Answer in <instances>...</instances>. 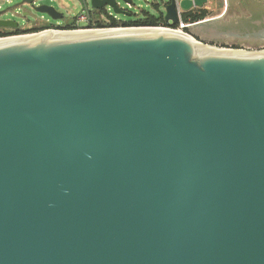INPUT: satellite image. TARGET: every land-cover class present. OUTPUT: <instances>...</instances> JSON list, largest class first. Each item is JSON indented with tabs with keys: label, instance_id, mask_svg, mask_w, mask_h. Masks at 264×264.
<instances>
[{
	"label": "water",
	"instance_id": "1",
	"mask_svg": "<svg viewBox=\"0 0 264 264\" xmlns=\"http://www.w3.org/2000/svg\"><path fill=\"white\" fill-rule=\"evenodd\" d=\"M163 7L160 27L0 37V264H264V54L206 42L264 28L200 35L216 10L194 43L155 31L178 24Z\"/></svg>",
	"mask_w": 264,
	"mask_h": 264
},
{
	"label": "rangeland",
	"instance_id": "2",
	"mask_svg": "<svg viewBox=\"0 0 264 264\" xmlns=\"http://www.w3.org/2000/svg\"><path fill=\"white\" fill-rule=\"evenodd\" d=\"M132 7L128 8L125 3L120 0H117L120 7L127 12H131L133 14H139L140 11H147L153 15H158V12L153 8V3L159 6V12L164 14L163 4L166 3L167 0H131ZM210 4L207 5L208 8L203 9L206 11L207 16L205 18H210L212 14H215V11L218 10L217 3L215 0H212ZM91 0H34V5H47L52 6L63 14V19L60 21H52L48 16L40 13H36L33 11L31 4L25 3L24 0H0V12H2V16L0 19L3 20H12L20 26L22 29H34L39 28L47 23H57V25H61L62 23L70 22L75 19L77 23V18L82 12H86V7L89 11H93L95 9L91 6ZM106 11H110L116 19L120 21L129 20L128 17L124 15H115L108 7L105 8ZM244 14V9L239 6H235L228 11V14L236 15V14ZM204 18V19H205ZM79 27H85L86 22H79ZM186 33V32H184ZM188 35V33H186ZM192 36V34H190ZM198 40V38L196 39ZM233 43V42H232ZM228 42L229 46L232 44ZM225 46V45H221ZM233 47V46H232ZM243 47H247V45H243L241 47H237L236 49H244ZM253 50L264 52V44L252 46Z\"/></svg>",
	"mask_w": 264,
	"mask_h": 264
},
{
	"label": "trees",
	"instance_id": "3",
	"mask_svg": "<svg viewBox=\"0 0 264 264\" xmlns=\"http://www.w3.org/2000/svg\"><path fill=\"white\" fill-rule=\"evenodd\" d=\"M153 8L158 12V15H153L147 11H140L139 14H133L128 12L129 18L127 21H120L113 16H110L105 9L90 11L89 21L85 27H79L73 19L70 22L56 25L55 23H47L39 28L34 29H22L20 26L15 30H1L0 37H6L11 35H22L28 33H35L45 29H64V30H76L79 28L89 29H108L118 27H160L165 26L163 14L159 12V6L153 3ZM207 16L204 10H195L182 14L183 21L190 20L192 23L203 20Z\"/></svg>",
	"mask_w": 264,
	"mask_h": 264
},
{
	"label": "flooded vegetation",
	"instance_id": "4",
	"mask_svg": "<svg viewBox=\"0 0 264 264\" xmlns=\"http://www.w3.org/2000/svg\"><path fill=\"white\" fill-rule=\"evenodd\" d=\"M235 6H239L244 9V14L229 15L228 11ZM203 10V9H199ZM219 13V9L216 12ZM220 21L218 23L212 24L210 26H205L200 29L198 33L204 36H210V30L215 31H236L240 33L260 31L264 28V0H229V5L225 13L221 15ZM199 37V36H198ZM200 38V37H199ZM208 43H214L218 45H228L227 42L216 41V40H206ZM233 42V43H232ZM230 47H241L243 45L257 46V44L246 41L239 42L237 40L231 41Z\"/></svg>",
	"mask_w": 264,
	"mask_h": 264
},
{
	"label": "built area",
	"instance_id": "5",
	"mask_svg": "<svg viewBox=\"0 0 264 264\" xmlns=\"http://www.w3.org/2000/svg\"><path fill=\"white\" fill-rule=\"evenodd\" d=\"M5 1H7V0H5ZM9 1V0H8ZM175 1V4H176V7H177V15H178V24L175 26V28L174 29H171V30H178V29H180V30H182V31H184V32H186L187 33V28H188V26H192V24H194V23H196V22H194V23H192L190 20H188V21H183V19H182V14H184L181 10H180V8H179V2L181 1V0H174ZM190 1H192V0H190ZM206 1V3L203 5V8L202 9H205V8H208L207 7V5L208 4H210L211 2H213L212 0H205ZM223 3H224V5L222 6V8L221 9H219V13L218 14H216V16H221L223 13H225V11H226V0H223ZM128 8H130L131 6H129V5H126ZM195 10H199L198 8H194L193 10H191V11H195ZM110 16H113L114 18H116L110 11H108L107 12ZM89 14H90V11H89V9L86 7V12L84 13V12H82L79 16H78V18H77V25H78V23L79 22H86V25L88 24V21H89ZM173 28V27H172ZM79 29H85V28H79ZM244 50V49H243ZM247 50V49H246Z\"/></svg>",
	"mask_w": 264,
	"mask_h": 264
},
{
	"label": "bare ground",
	"instance_id": "6",
	"mask_svg": "<svg viewBox=\"0 0 264 264\" xmlns=\"http://www.w3.org/2000/svg\"><path fill=\"white\" fill-rule=\"evenodd\" d=\"M119 32H126V31H122V30H117ZM155 31L157 32H161V33H165V34H171V35H176V36H180V37H183V38H186L190 41H193L194 43H196L189 35H187L186 33H184V31L178 29V30H171V29H165V28H162V29H156ZM222 52H231L230 50L228 51H222ZM260 54H264V52L260 53Z\"/></svg>",
	"mask_w": 264,
	"mask_h": 264
},
{
	"label": "clouds",
	"instance_id": "7",
	"mask_svg": "<svg viewBox=\"0 0 264 264\" xmlns=\"http://www.w3.org/2000/svg\"><path fill=\"white\" fill-rule=\"evenodd\" d=\"M235 48H237V47H235Z\"/></svg>",
	"mask_w": 264,
	"mask_h": 264
}]
</instances>
